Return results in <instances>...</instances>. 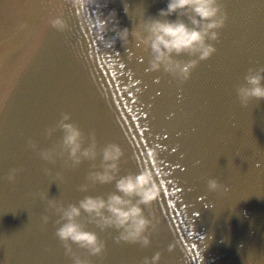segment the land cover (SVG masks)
<instances>
[{"label": "water", "instance_id": "water-1", "mask_svg": "<svg viewBox=\"0 0 264 264\" xmlns=\"http://www.w3.org/2000/svg\"><path fill=\"white\" fill-rule=\"evenodd\" d=\"M100 2L106 6L0 0V264H72L54 235L58 217L45 212L38 193L67 206L115 191L113 182L82 193L90 162L62 168L28 148V139L49 148L60 138L43 132L61 113L85 136L94 131L98 145L121 146L120 175L149 168L160 188L144 209L158 228L149 247L116 243V230L88 224L105 242L91 264H141L156 252L159 264H264V100L243 108L235 91L247 69L264 67V0H220L227 19L212 42L216 52L184 83L146 72L149 55L132 37L127 46L104 47L93 23L115 11L118 27L131 32L167 0ZM56 17L66 21L64 32L51 27ZM111 28L105 39L115 35ZM16 168L23 171L9 184L5 177ZM208 178L229 191L209 192ZM42 214L50 216L46 225Z\"/></svg>", "mask_w": 264, "mask_h": 264}, {"label": "clouds", "instance_id": "clouds-1", "mask_svg": "<svg viewBox=\"0 0 264 264\" xmlns=\"http://www.w3.org/2000/svg\"><path fill=\"white\" fill-rule=\"evenodd\" d=\"M71 3L80 8L91 6L99 9L106 6L100 0H71ZM173 15L177 19H168ZM226 19L227 14L220 0H167L166 8L160 9L157 16L145 17L143 13L131 32L128 28L118 27L115 11L93 23L104 47L113 48L117 40L122 46H127L130 43L129 37H132L137 46L149 55L146 72L163 71L184 83L201 61L207 60L216 52L212 42H218V30L225 26ZM49 23L58 32H64L68 28L66 21L61 17L53 18ZM110 24L115 35L105 39L103 34L109 30ZM182 56L188 59L177 58ZM235 91L243 108L248 107L253 99L264 100V67L247 69L243 83L238 84ZM70 119L68 113H61L53 126L44 129L45 139L60 133V138L54 141L51 147L39 148L35 141L28 139V148L48 164L56 165L60 161L62 168L76 170L84 161L90 162L85 182L78 189L82 193H88L97 185L113 182L115 191L106 195H84L75 204L69 203L67 206L57 198H49L48 194L43 192L38 193L39 198L47 204L45 212L58 217L55 221L58 227L54 235L64 248L65 255L72 264H91L88 257L103 256L105 242L96 232L87 229L88 224L94 225L101 232L116 230V243L137 244L140 248L149 247L150 236L158 232L157 226L144 214V209L150 207L160 194L153 172L149 168H143L135 173L120 175L119 165L124 156L121 146L111 142L98 145L94 131L85 136L78 125L68 122ZM147 156L155 160L158 154L149 150ZM22 171V168L10 169L5 179L9 184H14L17 175ZM44 172L46 175L51 174V170L47 168ZM56 176L61 174L58 172ZM206 187L209 192L229 191L215 178H208ZM40 219L42 225H46L50 216L42 214ZM73 245L83 250L86 256L82 258L77 254ZM171 250L172 246L169 245L168 251ZM160 257V252L151 257L145 256L141 264H159Z\"/></svg>", "mask_w": 264, "mask_h": 264}]
</instances>
